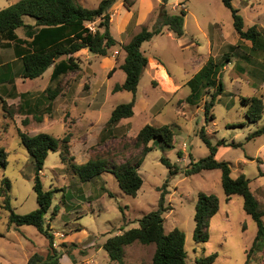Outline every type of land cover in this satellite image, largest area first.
Segmentation results:
<instances>
[{
	"label": "rangeland",
	"instance_id": "rangeland-1",
	"mask_svg": "<svg viewBox=\"0 0 264 264\" xmlns=\"http://www.w3.org/2000/svg\"><path fill=\"white\" fill-rule=\"evenodd\" d=\"M8 1L0 0V9ZM78 1L95 8L101 0ZM131 1L134 3L128 6L124 0H115L110 6L111 31L117 45L107 55L81 52L77 56L80 69L63 75L59 82L50 81L52 68L40 77L23 78V62L11 60L14 48L0 46V75L7 71L2 64L11 60L14 77L0 82V148L7 152L8 159L7 166H0V189L3 178L8 177L16 212L24 214L36 209L39 203L33 188L34 162L19 130L30 135L46 132L61 139L68 135L69 159L63 162L60 151H51L42 170L45 187L56 190L46 224L51 226L55 245L63 252L60 264H119L110 258L104 243L112 235L139 226L138 219L158 207L161 187L167 180L165 228L167 232L177 227L185 232L187 264H198L202 257L214 252L219 255L212 264H245L258 225L246 212L244 197L234 194L228 198L221 169L187 175L185 168L192 159L198 161L210 153L200 136L204 128L214 144L224 141L218 146L217 158L231 163L233 177L244 173L250 179L251 189L264 209V136L248 138L264 125V117L258 123L251 121L247 116L249 106L242 101V96L264 98V51L255 54L252 42L239 36L232 11L222 0ZM182 1L188 10L182 38L164 28L142 47L150 64L165 66L182 87L167 94L160 78L152 80L146 70L136 94L134 115L109 126L107 121L114 107L134 97L128 90L113 92L115 84L126 78L120 67L126 55L122 45L143 27L158 26L163 13H179ZM234 5L243 15L246 29L257 24L264 30V0H234ZM27 19L35 22L31 16ZM182 41L194 43L184 47ZM210 57L221 65L217 80L222 79L224 89L206 118L205 103L211 100L219 81L212 87L201 86L193 100L188 99L192 94L188 81L199 71L197 62L203 66ZM50 85L61 91L54 100L48 99L46 92ZM35 115H41L42 120ZM172 122L178 124L174 128L175 146L158 139L150 142L153 149L138 167L144 182L137 195L126 193L112 172L83 182L71 167L73 162L96 158H105L110 168L133 164L143 149L137 143L140 129L146 124L162 126ZM163 156L181 172L170 176ZM200 192L215 194L220 200V209L210 222L208 241L194 237ZM3 205L0 193V264H28L34 253L46 255V236L33 225L11 223L10 211ZM55 206H59L57 215H53ZM154 252L155 244L135 242L126 246L124 260L126 264H152ZM249 260L250 264H264V249Z\"/></svg>",
	"mask_w": 264,
	"mask_h": 264
},
{
	"label": "trees",
	"instance_id": "trees-1",
	"mask_svg": "<svg viewBox=\"0 0 264 264\" xmlns=\"http://www.w3.org/2000/svg\"><path fill=\"white\" fill-rule=\"evenodd\" d=\"M115 0H101L95 8L83 5L78 0H18L0 9V40L2 47H13L15 55L23 62V78L34 79L42 76L45 71L53 67L50 81L59 82L63 75L80 69L78 57L75 55L83 48L94 54L107 55L118 41L111 31L112 15L110 6ZM165 3L168 0H163ZM125 5H132L134 1L124 0ZM231 9L234 26L242 39L252 42L251 50L258 54L264 51V30L257 24L245 28V20L240 9L234 5V0H222ZM179 13H163L160 24L153 29L143 27L129 42L122 47L126 51L124 61L120 67L126 73L123 83H116L113 92L128 90L134 94L131 101L123 102L114 107L107 121L109 126L118 124L123 118H129L135 113L136 94L142 75L149 64V58L142 50L146 41L164 31V28L181 37L185 34V17L188 13L184 1L180 3ZM26 16L35 18L34 23L26 21ZM91 24H95L94 27ZM24 28L25 36L20 37L18 28ZM12 66V62L3 64V67ZM220 64L210 57L203 67L188 81L192 86V96L198 93L201 86L212 87L218 82L217 89L211 100L205 103V116L215 105L217 95L224 89L222 79L217 80L220 73ZM115 68L111 69L112 73ZM5 73V72H4ZM2 73L0 82L9 80ZM214 77V78H213ZM10 80H14L12 77ZM48 99L54 100L59 94L58 87L48 86L46 89ZM24 94V93H22ZM244 104L249 106L247 116L253 122H259L264 117V98L260 96H242ZM31 104V102H29ZM42 120L41 115H35ZM178 124L167 123L162 126L146 124L137 135V143L143 146L141 157L135 163H124L115 167H109L105 158L89 159L85 163L71 164L72 169L83 182L92 180L103 172H112L118 179L121 188L128 194L137 195L143 185V178L138 171L144 158L153 149L150 144L153 140H160L168 146L174 145L175 131ZM22 143L27 148L34 162L33 188L37 194L39 206L28 212L18 213L11 202V181L3 178L0 189L4 196V208L10 211V222L16 226L33 225L49 241V251L46 255L34 253L28 264H60L63 252L55 245V235L50 225L46 224V215L53 205L55 189L46 188L43 183L42 170L51 151H60L61 159L66 162L69 156V136L58 138L50 133L40 132L30 135L19 130ZM203 141L210 147V153L196 161L191 160L185 168L187 175L199 173L204 169H221L222 185L228 198L234 194L244 197L246 212L257 222L258 230L251 247L247 250L245 264H250V256L264 249V209L251 189L250 179L243 173L233 177L231 163L217 158V150L224 141L214 144L207 136L203 128L200 132ZM264 136V125L252 131L249 139ZM179 154H182L179 151ZM162 161L170 168V176L181 172L180 167L168 157L163 156ZM7 152L0 148V166H7ZM168 180L161 187V195L158 207L146 213L138 219L139 226L130 228L122 233L112 235L104 243L110 258L119 264H126L124 260L125 248L135 242L142 244H155V252L152 264H187L188 253L185 247L186 234L180 228H174L167 232L165 228L164 212L166 211V194L168 193ZM220 209V200L215 194L200 192L196 203V227L194 237L197 241H208L210 238V222L212 217ZM59 206L53 209V215H57ZM66 246V243H63ZM214 252L202 257L198 264H212L218 257Z\"/></svg>",
	"mask_w": 264,
	"mask_h": 264
},
{
	"label": "crops",
	"instance_id": "crops-1",
	"mask_svg": "<svg viewBox=\"0 0 264 264\" xmlns=\"http://www.w3.org/2000/svg\"><path fill=\"white\" fill-rule=\"evenodd\" d=\"M17 2V1H16ZM13 3H15V1H8V3L5 5V6H3V7H6V6H9L10 4H13ZM179 2H177V3H174V5H173V8L175 9V7H176V5L178 4ZM83 4V3H82ZM84 5V4H83ZM2 9V8H1ZM109 11H110V8H109ZM111 12V11H110ZM111 15H112V13H111ZM27 17L28 16H26V21L28 20L27 19ZM112 20V19H111ZM28 22V21H27ZM29 23H31V22H29ZM91 26H92V24H91ZM95 25H93L92 27H94ZM20 28H22V27H20ZM20 28H18L17 29V33H18V35L20 36V37H24L25 36V30H24V28H23V33L22 34H20L19 33V29ZM169 31V30H168ZM169 33H171V31H169ZM173 33V32H172ZM174 34V33H173ZM181 38H182V36H181ZM131 40V39H130ZM129 40V41H130ZM183 40V39H182ZM118 41V40H117ZM128 41V42H129ZM183 42V41H182ZM194 42H188V43H186V44H184V42H183V44H182V46H187V45H190V44H193ZM0 46L2 47V45H1V40H0ZM143 47V46H142ZM2 48H5V47H2ZM6 48H13L12 46L11 47H6ZM81 52H84L85 54H89V50H88V48H83V49H81L80 51H78L75 55L76 56H79L80 55V53ZM14 55H15V52H14ZM126 56V55H125ZM125 58V57H124ZM12 61H14V60H19L21 63H22V61L20 60V59H18L17 58V56L15 55V57H13L12 59H11ZM10 60V61H11ZM5 63H7V62H5ZM4 63V64H5ZM205 64V63H204ZM203 64V65H204ZM3 65V64H2ZM197 65H199L198 67H199V70L203 67V66H200V63L199 62H197ZM50 68H52V70H53V67H50ZM146 70H149L150 71V73H151V75H152V80L155 78V76L156 77H158V78H160V80L162 81V83L163 84H165V85H163V87L165 88V92L167 93V94H173V93H176L178 90H179V88L180 87H182V85L180 84V83H178V82H176V80L172 77V74L169 72V70L165 67V66H163V67H158V66H156V65H153V64H150V62H149V64H148V66L146 67V69H145V71ZM144 71V72H145ZM21 72L23 73V66H22V68H21ZM52 73V72H51ZM197 72H195V74H196ZM194 74V75H195ZM5 77H8V78H11L12 77V74H11V71H10V67H7V71H5V73L3 74ZM51 77V76H50ZM123 83V82H122ZM137 97V96H136ZM138 100L136 99V102H137ZM136 105V104H135ZM146 106H147V104H146Z\"/></svg>",
	"mask_w": 264,
	"mask_h": 264
},
{
	"label": "built area",
	"instance_id": "built-area-1",
	"mask_svg": "<svg viewBox=\"0 0 264 264\" xmlns=\"http://www.w3.org/2000/svg\"><path fill=\"white\" fill-rule=\"evenodd\" d=\"M176 8V7H175Z\"/></svg>",
	"mask_w": 264,
	"mask_h": 264
}]
</instances>
